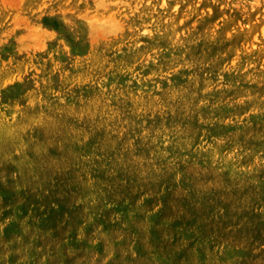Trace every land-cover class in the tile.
<instances>
[{"label": "rangeland", "instance_id": "rangeland-1", "mask_svg": "<svg viewBox=\"0 0 264 264\" xmlns=\"http://www.w3.org/2000/svg\"><path fill=\"white\" fill-rule=\"evenodd\" d=\"M0 264H264V0H0Z\"/></svg>", "mask_w": 264, "mask_h": 264}, {"label": "bare ground", "instance_id": "bare-ground-1", "mask_svg": "<svg viewBox=\"0 0 264 264\" xmlns=\"http://www.w3.org/2000/svg\"><path fill=\"white\" fill-rule=\"evenodd\" d=\"M73 106V105H72ZM19 122H20V120H19ZM78 156V155H77ZM80 159V158H79ZM83 161V160H82Z\"/></svg>", "mask_w": 264, "mask_h": 264}]
</instances>
